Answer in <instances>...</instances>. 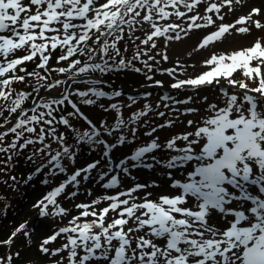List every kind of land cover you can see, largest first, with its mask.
<instances>
[{
	"label": "snow or ice",
	"instance_id": "1",
	"mask_svg": "<svg viewBox=\"0 0 264 264\" xmlns=\"http://www.w3.org/2000/svg\"><path fill=\"white\" fill-rule=\"evenodd\" d=\"M241 2L0 0V164L8 168L14 156L30 149L27 159L39 161L37 173L49 168L53 175L63 174L68 166L74 167L72 174L33 205L40 209L41 216L68 215L56 199L68 185L74 189L68 197L79 195L81 184L89 180L106 192L112 190V194L89 203L76 204L81 211L38 246L42 257H57L52 264H264V42L258 39L251 47L230 54H212L204 61L208 70L184 79L177 76L178 71L183 72L181 65L160 69L156 57L162 61L169 57L160 51L151 54L158 47L157 39L180 40L181 32L187 36L193 30L207 29L216 25L213 16L225 19L223 8L231 11L233 3ZM201 6L204 13L213 15L201 14ZM257 16H264V9L252 7L234 23L216 25L196 50L220 41L233 29L247 33L251 27L264 28V23L253 19ZM138 31L141 35H136ZM126 39L134 46L130 59L124 55L127 45L123 50L120 47ZM57 50L56 63L68 62V67L50 66ZM97 54L100 62L92 63ZM78 55H87L89 63L76 59ZM29 62L35 65L32 71H28ZM135 62L142 66L137 67ZM126 70L152 81L149 87H163V81L154 80L156 71L167 74L174 81L170 88L187 95L177 99L165 92L155 108L158 110L162 103L164 109L178 114L177 118L192 115L196 119L186 122L188 128L195 125L192 131L174 134L166 141H160L154 133L171 128L175 119L150 127L143 135L151 139L117 162L113 151L135 143L140 128L149 124L142 118L153 112L150 103L125 118L123 108H133L138 98L128 96L126 104L111 102L106 107L99 103L101 99L113 101L123 93L96 87L104 83L100 79L88 80V90L69 93L64 88L58 98H46L41 90L47 93L74 83L82 75ZM53 72L67 78L53 79ZM237 72L241 79L233 78ZM222 79L229 87L220 89L221 103H212L207 94L201 95L220 85ZM30 80V91L16 92L12 87ZM142 95L147 98L152 94ZM197 104L200 106H193ZM81 105L114 111L115 120L111 124L101 120L97 128L81 111ZM68 107L71 111L66 110ZM156 115L165 117L166 112L156 111ZM78 120L89 127L81 131L73 123ZM60 127L65 131H59ZM68 131L73 134L74 145L67 144ZM80 151L86 155L97 151L100 158L75 168ZM102 160L106 170L93 176ZM157 167L165 170L175 194L153 197L147 189L159 187L155 181L124 188L125 178L135 181L134 170ZM174 171H179L183 180L175 179ZM100 204L105 206L98 208ZM49 206L57 211L50 212ZM25 227L21 224L0 245H11L21 232L27 236ZM58 237L64 241L59 247H47ZM18 256L0 257V264H11Z\"/></svg>",
	"mask_w": 264,
	"mask_h": 264
},
{
	"label": "rangeland",
	"instance_id": "2",
	"mask_svg": "<svg viewBox=\"0 0 264 264\" xmlns=\"http://www.w3.org/2000/svg\"><path fill=\"white\" fill-rule=\"evenodd\" d=\"M103 2V0H101ZM252 7H259L264 9V0H242L240 4L233 3L232 10L229 11L227 7L222 9V14L225 15V19L220 21L216 16H213L216 21V25L221 23L224 24H232L239 17L248 14ZM199 12L201 14L213 15L212 13H204V8L201 6L199 8ZM253 19H259L261 23H264V16L253 17ZM179 22V21H177ZM200 23H204V21H199ZM161 24H164V21H160ZM251 22H249V25ZM216 25H213L207 29H196L192 32H189L187 36L181 32V36L183 37L180 40H172L167 41L165 38L157 39L156 43L158 45L157 49L153 50L151 54H155L156 51L163 52L169 57L168 61L160 60V56H157L156 59L160 61L158 67L160 69H169L173 67H177V63L182 66L183 72L182 74L178 71L177 76L179 79L194 77L196 75L201 74L202 72L208 70L207 66L204 64V61L210 58L212 54H230L233 51L241 50L244 48L251 47L258 39L264 42V28L256 29L255 27H251L250 32L247 33H239L236 32L235 29L230 30L229 33H226L224 38L220 41L215 42L214 44H210L207 48L201 49L197 51V46L203 39V37L212 31L216 30ZM249 25H237V27H244ZM183 26V25H182ZM136 35H141L138 31ZM143 38V37H142ZM138 44L139 41H136ZM127 45L128 51L124 54L126 59H130L134 46L127 39L121 42L120 47L123 50L124 46ZM94 47V46H93ZM59 55V50L53 53L52 59L50 60V66L54 68L58 67H68V62H62L60 64L56 63V56ZM76 59H81L84 63H89L87 59V55L77 56ZM87 60V61H84ZM92 63L100 62V55L97 54L95 59L91 61ZM153 63L155 66V62ZM137 67H141L140 62H135ZM28 71H32L35 68V65L29 62L27 64ZM23 74V73H20ZM52 78H60L66 79V74H60L58 72L52 73ZM234 79H241V75L239 72L234 74ZM91 79H100L104 83L96 86L102 87L103 90L111 92L113 90H121L123 95L120 98H114L113 101H109L107 99H101L99 103H103L106 107L111 102H119L126 104L128 96H134L138 98V103L133 106V108H123L122 115L127 118L131 112L140 110L144 103H150L153 107V112L149 114L148 117L142 118L149 120V124L140 128L137 133L138 139L133 144H125L122 147H118L111 154L114 161H119V159L130 155L135 148L142 143L148 142L151 138L145 137L143 133L153 127L155 125L164 123L167 119H175L176 123L171 128L160 129L156 133L155 136H159L160 141H166L169 137L177 133H183L185 131H192L193 128L187 127L188 119H196L195 116L187 115V116H178V114L170 113V110L164 109L161 103V107L157 110L155 105L160 102V97L167 92L169 95L176 97L177 99H183L187 95V93H182L179 90H173L170 88V84L174 82L167 74H161L160 71H156L154 73V80L163 81V87H149L148 85L152 84V81H147L142 74H137L131 71H124L113 74H99L92 73L87 75H82L77 78V80L73 82H69L68 84L61 85L55 89L49 90L45 93L41 90V95L46 98L59 97L64 88H67L69 93L80 91V90H88L90 85L87 83L88 80ZM32 81L30 80L28 84L25 83H14L12 87L16 92L20 91H30V86ZM227 81L221 80L220 85H217L215 88L201 95L207 94L209 96V101L212 103H221L222 100V92L221 88H228ZM231 92H238L239 89H230ZM151 93L150 97L145 98L143 93ZM135 93V94H134ZM73 100H77L78 98L75 96L71 97ZM29 101L25 102V106H28ZM193 106H200L199 104ZM222 106V104H221ZM81 111L88 117L89 120L92 121L97 128L100 127L101 120H106L107 123L111 124L115 120V112L109 111L104 112L100 109L98 105L96 106H80ZM176 107H183L180 105H176ZM67 111H71V108L68 107ZM203 111V107L201 108ZM156 111H165V117H158L156 115ZM8 114L4 113V116ZM15 116V115H14ZM15 122V120L13 121ZM77 127L83 131L89 126L83 121H73ZM10 126V125H9ZM59 131L64 132L65 129L63 127L59 128ZM73 134L68 131L67 132V143H71L69 145L75 144V139ZM179 143V142H178ZM53 148H56V144L53 143ZM30 154V149L22 150L19 155L13 157L11 165L14 169L16 167L19 168V171L25 170L27 163H31L32 169L31 173H37L35 171L39 161L37 163H33L27 159V156ZM163 156V153H161ZM18 157H22L26 162H17L15 161ZM100 154L97 151L92 152L90 155H86L84 151H80L79 155L76 156L75 168H80L85 166L87 163L99 159ZM1 165V164H0ZM101 170H106L104 168V161H101V165L97 170H94V175ZM18 171V170H17ZM74 171L73 166H68L67 171L63 174L57 173L53 175L50 172L49 168H43L40 172L37 173L36 178L29 179L28 173L22 172L19 173L18 178H21V182L12 186L9 185L5 200H7L6 204H3L5 207H11L13 209L12 215H6L1 217L0 225L3 228L4 241L9 239L12 233L21 225L24 224L26 227L24 232H27L28 235L25 236L23 232L19 233L17 237L14 239V242L9 246V252L7 255H14L15 253H19L18 257H14L12 261L14 264H52L53 260L57 259V257H42V254L38 250V246L41 244L42 240L52 235L55 231H57L60 227H64L68 224V221L75 215L78 214L79 211L75 208L76 204L79 203H89L93 199H96L104 194H112V190H108L107 192L103 190L99 184L94 183L92 180L84 182L81 184L79 188V195L75 197H68V193L72 192L73 186L68 185L64 193L58 196L57 203L65 208L68 212L67 216H41L40 209L33 207L37 203V201L43 199L49 192L54 190L55 187L59 186L62 181H64L68 175L72 174ZM165 170L163 168L157 167L155 170H134L133 175L136 177L135 181L125 178L123 181L124 188L126 189L133 183H151L155 181L159 187L152 188L149 187L147 191H151L153 193V197H157L159 195H171L175 194V190L169 187L170 181L167 179L164 174ZM30 173V172H29ZM173 177L175 179L183 180V177L180 175L179 171L173 172ZM47 181V183H45ZM91 191V195L88 194V191ZM12 192V193H11ZM9 196L14 197L13 200H9ZM19 198V206L15 205V200ZM104 204L97 205V207H103ZM49 210L52 213L57 211L55 206H49ZM91 219V218H88ZM8 233V234H7ZM64 241L62 238L58 237L57 240L49 245L50 249H55L59 247ZM5 246V245H3Z\"/></svg>",
	"mask_w": 264,
	"mask_h": 264
},
{
	"label": "trees",
	"instance_id": "3",
	"mask_svg": "<svg viewBox=\"0 0 264 264\" xmlns=\"http://www.w3.org/2000/svg\"><path fill=\"white\" fill-rule=\"evenodd\" d=\"M84 61H87V60H84ZM6 116H8V114H6ZM11 119H12V121H14L16 119V117L13 115L11 117ZM2 122H3V118H0V123H2ZM0 130H2V129H0ZM72 141H74V139ZM67 144H71V143L69 142ZM15 161L21 162V163L26 162V160H24L22 157H18V159H16ZM0 168H4V165L1 164ZM31 169H34V167H32V164L28 162L24 171L23 170L19 171L18 167H16V169H14L12 165L9 166L8 168H4L3 171H0V218L3 216H6V215H12L13 214V212L8 207H5L3 205L7 202V200H5L7 192H10L8 190L9 185L14 186V185L20 183L22 180H21V178H18L19 173L22 172L24 175V172L28 173ZM11 177H15L16 179L12 180ZM8 199L12 200V197L9 196ZM15 203L18 207L20 204L19 198L17 200H15ZM4 238L5 237L3 235V228L0 225V241H4ZM8 247L9 246H6V245L5 246L0 245V257H4L5 255H7V253L10 250V249H8ZM13 262L14 261H11V264H14Z\"/></svg>",
	"mask_w": 264,
	"mask_h": 264
},
{
	"label": "bare ground",
	"instance_id": "4",
	"mask_svg": "<svg viewBox=\"0 0 264 264\" xmlns=\"http://www.w3.org/2000/svg\"><path fill=\"white\" fill-rule=\"evenodd\" d=\"M244 1V0H243Z\"/></svg>",
	"mask_w": 264,
	"mask_h": 264
}]
</instances>
